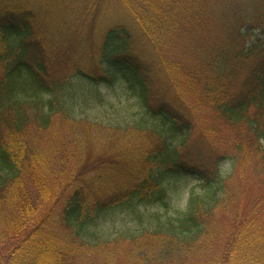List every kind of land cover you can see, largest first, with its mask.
<instances>
[{
	"label": "trees",
	"instance_id": "16d2710c",
	"mask_svg": "<svg viewBox=\"0 0 264 264\" xmlns=\"http://www.w3.org/2000/svg\"><path fill=\"white\" fill-rule=\"evenodd\" d=\"M247 1L257 24L244 25L240 50L219 48L211 60L191 68L168 63L163 54L175 23L181 29L200 24V0H122L133 15L104 30L90 67L71 64L60 73L55 70L63 59L61 31L65 26L68 32L85 12L94 20L96 8H85L80 0H0V219L13 242L1 264H264V204L256 200L244 214L237 210L234 204L240 200L233 202L229 185L234 173L223 178L221 169L229 152L209 156L200 149V139H194L197 118L180 107L181 84L171 73L181 71L190 93L205 94L224 123L241 131L232 153L254 164L253 175L264 188V0ZM186 7L195 8L199 17L192 19ZM255 57L259 60L231 91L230 81L240 79L236 66ZM74 79L94 85L121 81L144 112L130 126L116 129L123 135L149 133L158 143L125 146V165H103L91 175L58 178L44 156L32 161L37 134L59 120L91 123L76 120L71 93L63 92ZM91 139L70 132L53 148L58 166L65 170ZM183 181L194 186L185 207L172 212L168 195ZM121 209L135 214L139 228L104 238L95 227L102 216ZM223 212L231 215V224L218 243L216 226L222 222L217 215ZM48 220L59 224L55 230ZM27 241L31 247L19 261Z\"/></svg>",
	"mask_w": 264,
	"mask_h": 264
},
{
	"label": "rangeland",
	"instance_id": "374dc122",
	"mask_svg": "<svg viewBox=\"0 0 264 264\" xmlns=\"http://www.w3.org/2000/svg\"><path fill=\"white\" fill-rule=\"evenodd\" d=\"M80 1L85 8H96V18L91 20L92 15L85 12L81 21L76 24L71 23L72 25L68 26V32L64 26V29L61 31L63 38H60V41L64 39L65 45H63V51H59L63 54V59L58 63L59 67L55 70L56 72H65L66 66H71V64L90 67L91 54H98V46L104 30L114 23L130 19L133 15L123 6L122 0ZM142 8L144 9L141 10ZM139 9L143 14H150L146 7L139 6ZM183 9L187 11L188 15H192V19L194 20L199 15L201 17L200 24L193 23L186 29H181L175 23L171 29L173 30L171 38H169V34L166 35L168 36V42L166 41L167 48L163 56L165 57L166 55L168 57V63H176L179 66L181 63V66L198 68L202 65V59L203 63L204 61L211 60L215 55V51H219V48L225 49L231 47L235 51H238V48L240 50L241 47L238 46L242 41L240 32L244 25L247 22L255 26L257 24L253 6L247 0H200L199 9H201V13L198 16H195V8L186 7ZM80 23L85 26H80ZM254 41H256L255 36L248 38L246 48ZM204 53H207L205 55L207 56L206 58L204 57ZM158 55L157 53L156 59ZM258 60L259 57H255L251 61L242 62L236 66L240 79L234 83L232 80L230 81L229 88L231 91L239 88V84L244 81L246 75ZM155 61L151 59L150 64H154ZM171 73L179 78V86L180 84L182 86L183 92L180 91L181 86L177 89V98L184 103L180 107L182 110L183 106L186 107L197 118L194 124V139H200V149L210 152L209 156L229 152L227 157L221 161V169L223 178L234 173V178L230 181L229 185L233 189V202L237 199L240 200L234 204L237 210L243 211L242 214H244L245 210L254 204L256 200L259 201L258 204L263 205L264 188L258 186L259 181L253 175L252 167L254 164L250 165L244 159L238 161L236 155L232 153L233 151H237L234 147L238 143L236 141L241 136V131L236 127L224 123V120L215 110L207 105L208 100L205 94L196 91L191 94L188 86L190 82L188 85L187 83L185 84L184 79L186 80V78L182 75L181 71H178V73L177 71H171ZM207 73L210 74L211 71ZM164 74L166 76L170 75L166 71ZM160 78L164 82V88H169L166 81L162 77ZM161 80L158 79L160 83ZM155 86L158 87L160 84L157 83ZM66 91L71 93V102L76 120L88 119L91 123L78 122V124L72 120H59L54 128L45 133L41 132V134H37L34 137L32 145L33 152L35 153H32V161L37 159L42 160L41 158L44 156L53 165V171L57 173L58 178H63L71 173L80 174L84 172L91 175L94 172L92 171L93 169L96 170L103 165L117 164L118 167H121L119 165H125L127 162L121 156V151L125 149V146L128 148L129 145L136 146L137 144H142L151 147L152 144L158 143L157 138L149 133L148 136H141L133 132L123 135L121 131L116 129L130 126L141 119L144 112L143 107L129 96L121 81L114 85H94L82 79H74L63 92ZM150 122L152 121L150 120ZM156 126L161 128L160 125ZM70 132L74 134L78 133L79 135L84 134L85 138L87 134L93 139L84 142L83 152L80 151L75 159L71 158V164L65 170H62L61 164L60 167L58 166L60 161L52 155V152L54 146L62 142L65 137L68 138ZM72 142H75L74 138H72ZM71 146L74 147V145ZM67 154L69 156L68 152ZM30 179L33 178L31 177ZM34 179L36 186L38 177ZM51 185L54 184L52 183ZM176 185V191H171L170 195H168L172 212L185 207L189 190L194 186V183L187 184L186 181H183ZM24 186L27 187L28 183H23ZM29 186L32 187V184ZM60 210H62V206H60ZM149 210H156V208L149 207ZM58 212L60 213V211ZM227 216L229 217L227 218ZM217 217L222 223H218L216 226L218 231L215 232L214 238L215 242L220 243L226 238V230L231 224V215L223 212L219 213ZM49 222V227L53 230H55L53 225H59L58 223L54 224V221L48 220ZM137 228H139V221L135 214L127 209L107 213L102 216L100 224L95 227L101 236L108 239L117 238L121 233L133 231ZM5 230L7 228H2L0 219V264L2 254L8 248L9 250L13 248V242L9 237L5 236ZM28 243V241L25 242L23 247L20 248L21 250H19L18 254L19 261L22 260L27 247H31V243ZM21 252L24 253L22 256Z\"/></svg>",
	"mask_w": 264,
	"mask_h": 264
}]
</instances>
